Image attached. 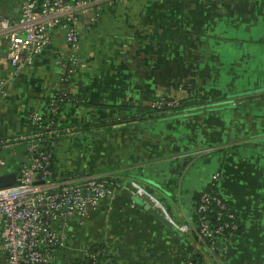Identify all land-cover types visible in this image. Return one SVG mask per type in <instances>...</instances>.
Masks as SVG:
<instances>
[{
    "label": "crops",
    "instance_id": "crops-1",
    "mask_svg": "<svg viewBox=\"0 0 264 264\" xmlns=\"http://www.w3.org/2000/svg\"><path fill=\"white\" fill-rule=\"evenodd\" d=\"M19 15V0H0V17ZM68 52L54 33L0 99L1 141L30 133L34 115L47 119L64 89L71 97L57 124L76 132L55 141L57 176H101L115 191L90 217L57 226L68 251L105 247L114 264H186L197 255L193 233L167 227L120 185L140 182L175 223L196 225L197 196L219 173L242 232L220 240L210 264H264V0L128 1L82 32L85 67L66 85ZM7 66L5 42L0 77ZM164 96L205 105L190 116L99 125ZM15 153L9 163L28 161L23 147Z\"/></svg>",
    "mask_w": 264,
    "mask_h": 264
},
{
    "label": "built area",
    "instance_id": "built-area-1",
    "mask_svg": "<svg viewBox=\"0 0 264 264\" xmlns=\"http://www.w3.org/2000/svg\"><path fill=\"white\" fill-rule=\"evenodd\" d=\"M19 1L18 18L0 17V48L8 43V66L6 74L0 77V99L7 96L9 85L48 48L57 32L64 35L69 48L65 65L71 67L70 77H63L62 81L64 84L70 81L72 75L85 67L78 55L82 32L100 25L108 9L132 0ZM69 100L64 89L58 90L49 100L47 119L34 115L30 133L0 141V176H17L16 184L0 188V264H114L105 247L70 253L68 235L57 228L58 225L61 229L69 228L71 220L86 219L103 200L115 198L114 189L101 176L54 178L51 149L58 137L76 132L62 130L56 121L62 103ZM177 104L178 100L167 102L163 98L156 106ZM21 147L28 161L16 167L7 157L11 153L14 156ZM220 177L215 174L211 185L215 186ZM120 186L133 197L144 198L180 233H193L196 252L204 264H210V256L220 240H229L227 231L239 230L231 207L213 193L202 194L196 208V225L177 224L161 200L140 182L131 180ZM210 216L219 223L211 222ZM186 264L194 263L190 259Z\"/></svg>",
    "mask_w": 264,
    "mask_h": 264
},
{
    "label": "trees",
    "instance_id": "trees-1",
    "mask_svg": "<svg viewBox=\"0 0 264 264\" xmlns=\"http://www.w3.org/2000/svg\"><path fill=\"white\" fill-rule=\"evenodd\" d=\"M64 84V83H63ZM66 85L69 84V82H66L65 83ZM69 98L71 97L70 94H68ZM163 98H167V102H170V101H173L175 99L173 98H170L169 96H164V97H160V98H157V99H153L151 100L150 104L148 106H145L142 108H138V110H136L135 113H132V114H126L124 116H122L120 119H117V120H113V121H109V122H106V123H103V124H99L100 126H103V125H118V124H123V123H129V122H133V121H136V120H142V119H145V118H168L169 116L172 117L173 115H177V114H188V112L190 111V108L191 106L193 105H197L195 106L193 109H192V112L200 109L201 107L203 106H200L198 103H192L190 101H178V104L177 105H174L172 107H169V106H162L161 108H159L158 106H156V104L158 102H160V100H162ZM67 102V101H66ZM65 103H62V106H61V111L63 109V106ZM189 102V103H188ZM150 109V111H146ZM120 110L121 111H126L127 108L126 107H120ZM60 111V113H61ZM60 115V114H59ZM59 115L56 117V121L58 122V118H59ZM51 152H52V155H53V160H52V165H51V170L53 171L54 173V178L57 177V172H56V154H55V149H51ZM109 185V183H108ZM204 192H209V193H213L214 195L220 197L229 207H231L232 209V212L235 214V216L237 217V220H238V223H239V230L236 231V232H232V233H229V231H227V238L229 239H232L236 236H238L239 234H241L242 232V225L241 223L239 222V219H238V215L237 213L235 212V210L233 209L232 205L227 201L225 200L221 194L219 193L216 185L213 186V185H209L208 188H206L203 192H201L198 196H197V204H196V208H197V205L199 204L200 202V199H201V196ZM210 221L217 224L219 222H216L215 219L210 216ZM223 222V221H222ZM198 223V221H197ZM196 223V224H197ZM97 248V247H95ZM95 248H92L91 250L94 251ZM71 253V252H70ZM74 256V254H72ZM193 263L194 264H200L202 263V259L201 257L197 254V255H194L193 258Z\"/></svg>",
    "mask_w": 264,
    "mask_h": 264
},
{
    "label": "water",
    "instance_id": "water-1",
    "mask_svg": "<svg viewBox=\"0 0 264 264\" xmlns=\"http://www.w3.org/2000/svg\"><path fill=\"white\" fill-rule=\"evenodd\" d=\"M17 176L15 174H6L3 176H0V188L1 187H8L16 184ZM116 183V181H112ZM145 209L153 215L156 219H158L160 222L165 224L169 228H173V224L165 218L158 210L154 209L150 204L145 206Z\"/></svg>",
    "mask_w": 264,
    "mask_h": 264
},
{
    "label": "rangeland",
    "instance_id": "rangeland-1",
    "mask_svg": "<svg viewBox=\"0 0 264 264\" xmlns=\"http://www.w3.org/2000/svg\"><path fill=\"white\" fill-rule=\"evenodd\" d=\"M175 100H178V99H175ZM178 101H180V100H178ZM190 102H192V101H190ZM189 103V102H188ZM200 106H204L205 104L204 103H200L199 104ZM195 106H197V105H193V106H191V108H190V111L188 112V114L187 115H192V109L195 107ZM171 117L169 116L168 117V119H170ZM212 181H213V178L211 179V183H212ZM58 263H61V261H59Z\"/></svg>",
    "mask_w": 264,
    "mask_h": 264
}]
</instances>
